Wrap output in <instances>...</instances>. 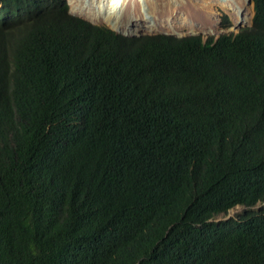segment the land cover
Listing matches in <instances>:
<instances>
[{"label": "trees", "instance_id": "obj_1", "mask_svg": "<svg viewBox=\"0 0 264 264\" xmlns=\"http://www.w3.org/2000/svg\"><path fill=\"white\" fill-rule=\"evenodd\" d=\"M253 1L251 27L206 41L125 38L66 4L0 26V264H264Z\"/></svg>", "mask_w": 264, "mask_h": 264}, {"label": "clouds", "instance_id": "obj_2", "mask_svg": "<svg viewBox=\"0 0 264 264\" xmlns=\"http://www.w3.org/2000/svg\"><path fill=\"white\" fill-rule=\"evenodd\" d=\"M223 1H225L226 3L222 4V3L217 2L213 6L214 17H216L215 20L216 22L218 21V23H216V27L212 28L213 31L209 32L207 29L203 33L197 32V33H191L190 35H179V34H172V33H158V34H144L143 35V34H140L138 30L132 28L129 25L117 24L119 26L118 28L114 26V23H111V25H108L107 24V22L109 21L108 19L111 20V18L107 15L106 7L100 3V0H97L95 2H90L88 4H82V3L79 4V8L87 9L86 11L87 13L91 12V15L89 14L90 18L84 17L80 15L79 13L78 14L72 13V9H71L73 5L72 0H0V26L10 25V24L29 20L35 17L36 14L39 12H43L45 10L57 9L66 4L68 7V13L71 14L72 16L85 20L94 26L106 27L110 29L111 31L116 32L117 34L122 35L125 38H142L145 36L164 35V36L176 37L179 39L184 38V37H189V36H199V37H203L205 41L208 40V38H214L216 40L223 35H237L241 33L244 29H247L246 27H242L243 25L241 22V18L243 16V13L240 11L241 10L240 6L239 8H236L238 13H236V10L234 9L235 15L232 16L231 18L226 13L230 8H232L231 0H223ZM239 3H240V0H239ZM247 3L248 5H250V7L253 5V11L255 14L254 1L248 0ZM91 4H95L94 7L96 10L90 7ZM100 14L102 15V17H105V18L108 17V19L106 18L108 21L100 24L99 22L104 21L101 19ZM254 14H253V17H254ZM112 20H115V18H112ZM252 22H253V18H252ZM246 25L248 26L249 24H246ZM251 26H252V23H251ZM251 26H248V28ZM124 29L126 30L129 29L132 32L124 31ZM150 30H153V29H150ZM173 30L174 28L172 27L171 31ZM215 32H218L219 34L218 37L211 36V35H215Z\"/></svg>", "mask_w": 264, "mask_h": 264}, {"label": "rangeland", "instance_id": "obj_3", "mask_svg": "<svg viewBox=\"0 0 264 264\" xmlns=\"http://www.w3.org/2000/svg\"><path fill=\"white\" fill-rule=\"evenodd\" d=\"M188 1L189 0H146L145 9L149 13V17L147 19H142L143 6L138 2H133L132 4H128V6L123 11L120 17L117 16L114 17L115 20L112 19L110 20L108 19V17H106L109 20L108 21L105 17H102V15L100 14L101 19L104 21H101L99 23L101 24L103 22L108 21L107 22L108 25H111V23L129 25L132 28L138 30L139 33L143 35L158 34V33L190 35L191 33H197V32L203 33L208 28L216 27V23H218V21L216 22L215 20L216 17H214V13H212V18L208 21V23L205 26L204 23L197 26V24H195L193 20H195L196 22H199V20L194 15V9H193L194 7L192 5H189ZM190 1L193 4H198L195 0H190ZM212 1L204 0L202 3L208 4L211 3ZM94 5L95 4H91L90 7L96 10ZM251 7L248 8V12L251 13L250 23H245L242 27L248 28V26H251L253 14H254L253 5ZM201 12L203 13V10H201ZM140 22L142 24H140ZM246 24L249 25L247 26ZM147 25H150L154 31L148 29ZM172 27H174L175 30L171 31ZM218 35H219L218 32H215V35H211V36L218 37ZM261 208H264V202H260L258 205L252 207L251 209L259 210ZM246 209H247L246 207L238 206L230 210L227 214H222L218 216L216 220L221 221V220L237 217L238 215H241Z\"/></svg>", "mask_w": 264, "mask_h": 264}, {"label": "bare ground", "instance_id": "obj_4", "mask_svg": "<svg viewBox=\"0 0 264 264\" xmlns=\"http://www.w3.org/2000/svg\"><path fill=\"white\" fill-rule=\"evenodd\" d=\"M95 1H97V0H72V4H73L72 5V13H77V14L79 13L80 15H82L84 17L90 18L91 12L87 13L86 12L87 9L79 8V4L80 3L88 4L90 2H95ZM195 1L198 4H193L190 0L188 1V4L192 5L194 7L193 8L194 9V15L199 20V22H196L193 19L192 20L195 24H197V26H199L200 24H203V23L205 26L208 23V21L212 18V13H214V9H213L214 4H216L217 2L222 3V4L226 3L223 0H215L214 3L212 2V3H208V4L202 3L204 0H195ZM242 1H244V0H242ZM133 2H138L139 4H141L143 6V8H142V19H147L149 17V13L145 10L146 0H141V1L140 0H100V3L106 7L107 15L111 19L116 17V16L120 17L122 15L123 11L128 6V4H132ZM200 2H201V4H200ZM201 10H203V13L201 12ZM200 14H202V15H200ZM200 16H202V17H200ZM180 19H181V17H180ZM241 22H242V25H244L245 23H250V19H246V18L242 17ZM140 24H142V23L140 22ZM114 26L116 28L119 27L116 23H114ZM147 28L152 29L150 25H147ZM174 30H175V28H174ZM124 31L132 32L129 29H127V30L124 29ZM208 31L212 32L213 29L208 28Z\"/></svg>", "mask_w": 264, "mask_h": 264}, {"label": "flooded vegetation", "instance_id": "obj_5", "mask_svg": "<svg viewBox=\"0 0 264 264\" xmlns=\"http://www.w3.org/2000/svg\"><path fill=\"white\" fill-rule=\"evenodd\" d=\"M248 0H240V3H239V0H231V5H232V8H230L226 13L232 18V16H234V9L236 10V13H238L237 9L236 8H239L240 6V11L243 13V18H246V19H251V15L250 13L248 12V8L250 7L247 3ZM213 3L215 2V0L212 1ZM211 2V3H212Z\"/></svg>", "mask_w": 264, "mask_h": 264}, {"label": "water", "instance_id": "obj_6", "mask_svg": "<svg viewBox=\"0 0 264 264\" xmlns=\"http://www.w3.org/2000/svg\"><path fill=\"white\" fill-rule=\"evenodd\" d=\"M252 2V1H251Z\"/></svg>", "mask_w": 264, "mask_h": 264}]
</instances>
